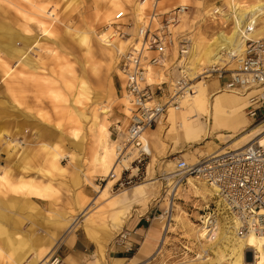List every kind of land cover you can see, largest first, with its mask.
I'll list each match as a JSON object with an SVG mask.
<instances>
[{"label":"bare ground","instance_id":"6f19581e","mask_svg":"<svg viewBox=\"0 0 264 264\" xmlns=\"http://www.w3.org/2000/svg\"><path fill=\"white\" fill-rule=\"evenodd\" d=\"M148 1L149 0L96 1L95 5L98 6L96 16L102 21V24L105 25L106 30H110L112 24L110 16L112 15V12L116 9L117 11L114 13L116 14L122 11L124 7L131 6L134 15L137 17L136 20L140 23L144 21L140 15L142 14L141 12L144 11L145 4H147ZM226 1H228L227 6L221 3L217 6L218 8H211L212 11L209 12L208 15L211 17H217L214 13L215 9H218L217 11L220 12L224 8H229V15H226L225 13L220 14L222 20L218 21V24L220 29H225L229 22L232 23V26L228 32L222 30L218 31L212 39H207L203 35H200L198 30L191 39L188 37L190 41V49L188 51L189 54L186 57L187 61L186 58L183 59L185 64H183L184 68L180 70L181 73L192 75L193 73L196 74L198 72L197 74H201V77L204 78L205 75H203V73L208 69L210 71V68H213L214 65L227 62V58H223V56L229 57L230 53H242L245 51L246 41L261 38V36L264 35V0H255L248 4H242L239 0ZM156 3L155 11L161 14L178 6L186 7L179 17L178 26H184L188 21L192 20L190 19V8L194 6L200 7V4L194 3L193 5L190 0H158ZM171 4L174 5L172 9L169 8V5ZM5 14L13 15L16 22L19 23L22 31L15 28L13 29L10 25L0 21V53H3L8 57H15L20 68L14 71L5 60L0 59L1 81H4L6 78L15 79V77H21L23 75L31 77L39 73V70L43 71L41 66L45 64L42 62L41 56L36 54V52L42 41H52L56 38L52 30V21L55 20L52 9L49 10L47 7L38 4L36 0H0V15L3 16ZM261 22L262 27L257 28V25ZM30 24H34L40 30L42 33L41 37L33 35L32 30L29 28ZM64 32L71 35L70 38H72L71 40L73 42H81L84 44L85 57L84 61L81 63V75L74 74L72 68L66 62L65 55L47 47L45 49L46 56H50V58L54 60L53 65L49 68V72L55 77L52 78V80L49 78H42V80L46 85L50 82L58 83L56 88H48L49 96L53 102L55 101V112L59 113L60 118H64L68 121L67 126L70 130V134H65L60 122L50 124L45 121L46 118H44L43 114L39 113L33 115L32 120L37 121V123L41 125L42 131L40 135L47 134L48 130L46 126L50 124L57 130L55 137L58 139L50 143L41 139L33 143H28L27 147H23V149L17 152L15 156L18 148L17 143H11L9 139H7V134H2L0 132V140H2L7 159L10 160L11 157L15 156L17 161L16 166L20 167L21 165L20 170H18L16 175L13 176L6 164H0V191L1 189H5L12 194V198L9 201H3L4 205L10 206L19 205L20 202L26 204L29 202L30 198L50 199L52 193L56 191L52 184L53 175L64 173V167L60 164L61 157L64 155L66 157L68 156L70 158L69 161H72L74 157L69 151H67V153L64 152L63 154L60 152L61 149L66 148V140L70 149L75 147L78 150H82L85 145L90 144L92 148L91 152L93 153L91 159L92 168L99 172L101 171L102 175L106 178L110 173H113L114 177H117L107 179L104 187L101 188L96 184L91 183V185L98 189L100 200L109 202L107 209L101 210L95 217L87 218L88 220L85 223V225L89 227L86 230L90 238H92L91 235L98 227V229L103 231L106 236L104 242L98 244L97 254L94 255L91 263L103 264L105 260L103 248L106 240L111 238V234L114 233V231L119 230L120 234H125V232H127L123 224L126 213L129 212L132 204H139L142 211L148 209L146 202L150 196L151 188L155 186V180L150 177L147 180L136 182L128 188L118 189L117 191L112 192L111 185L114 184L123 170L130 169L127 162L133 158L134 154L132 156H127V158H125L126 156L122 159L117 158V153H115L117 139L115 141L111 138L109 128L112 124L121 121V124H117L119 131L118 140L122 137L128 123L126 116L128 115L130 103H128L125 96L115 95V88L110 84V81L109 87L111 98L105 101V94L102 88L93 90L89 87L85 80L86 72L83 71L85 67H89L90 71L94 73L93 77L97 82L102 76L103 78L104 76H110L112 70L119 73L117 62L120 53L124 52L126 49V41L124 40V42L121 38H116L111 44L103 43V45H99L95 42L96 39L94 38L93 28L73 33L68 27H66ZM100 36L103 38H101V40H105V32ZM15 39L22 40L24 43L23 46L16 47ZM58 39L59 43H63L61 38ZM26 45L27 47L25 48ZM32 47H35V51H31ZM97 53L102 57L103 69L100 71L97 68V62L95 61ZM35 54L37 56H35ZM177 64H182V60H179ZM118 75L122 77L121 74ZM147 76L148 80L153 79L150 73H148ZM157 78L159 81L168 79L164 74L157 75ZM32 82L36 83V81ZM15 84L14 81L12 83L6 82V87L9 90H12ZM38 86L42 87L41 84ZM61 88L68 92L67 97L62 96V93L58 92ZM259 91L258 88L254 87L246 89L243 92H233L231 90L226 91L218 86L216 79H213L212 81H197L196 89L181 100V105L178 109L169 107L167 111V119L160 122L155 128L149 130L147 133L145 132L146 134L144 133L148 136L147 138H144V143L148 148V156H150L149 162L146 166L148 174L152 171V166L157 161L158 157L162 155V150H165V148L169 146V143L171 144V150H174L175 152H177L176 148L180 149V145L185 142L191 145L198 144L204 140V137L212 134V131L216 127L215 124H227V127L220 126V128L217 129L218 136H222L223 139L226 140L228 139L225 143L233 138L236 139H234L229 148L220 146L224 143L206 141L205 144H208V146L205 147L207 148L206 151L198 149L199 156H203L202 158L226 150L242 149L248 146L252 141L264 142V128H261V126L250 128L247 122V117L245 116L246 109L251 104L248 98L256 95ZM84 97L88 100V103L83 105L81 104V100ZM57 102H61L62 105ZM115 105H119V111L124 114V117L121 120L115 119V122H113L109 120V116ZM29 115L30 112H28L27 116ZM81 130L83 131L82 141H76V136ZM167 133L170 135L169 143L168 138H166ZM182 136L184 137L181 142ZM35 138H37V135H35ZM33 146H38L39 149L44 151V155H46V167H38L36 168V171L41 173V175L48 176L50 178L49 180H41L38 177V174L30 175L27 167L25 168L22 165L23 160L31 156L27 151H30ZM195 149L189 150V148H186L185 152H183L184 154L182 153L183 155H186V159L190 163L199 161L197 158L193 157L195 151H197ZM82 175L86 178V174ZM169 177L171 176H166V178ZM169 184L171 185V182H169ZM187 184H189L194 198H199V200L209 203L211 200V192L204 183L195 181L192 177H188ZM18 196H21V198ZM207 204H205V206ZM173 208L174 202L168 200L167 216L165 217L164 214H159L152 218L150 226L145 229L146 238L137 247L134 256L124 258L121 256L110 255L113 263H118L119 261L124 260L133 261L135 258L141 257H146V259L142 261L144 264L151 263L152 260L160 254L161 250L159 243L164 238V234L160 232V228L162 226L163 231H165L172 224ZM108 215H110V218L112 219L111 223L106 222V217ZM76 218L77 217L71 218L69 224L71 229L78 224ZM10 219L11 217L8 214L3 210H0V230L2 228V221ZM224 224L225 223H222V225L217 226L215 235L212 238L211 235L204 233L202 224L199 226L191 220H184L183 225L185 226L186 232L199 252L197 253L196 251V257L185 255L179 259V262L169 264H199L194 261L196 259L201 260L202 258H204L202 261H205V264H221L223 261L227 262V264H248L251 262H253V264H264V236L251 233L248 236L237 237L235 232L228 230L229 226ZM216 237L217 239H215ZM71 242L72 239L70 240V243ZM129 242L130 239L125 241L126 246ZM155 242H158V244H156L153 253L147 255L149 246L154 245ZM185 249L190 252L193 250L186 247ZM250 250H252V257L249 261L246 258V252H250ZM209 253H211V256H208ZM50 255L51 250H43L38 255H34L32 260L25 264H33L38 261L41 262L40 264H47ZM206 256L208 257L205 258ZM9 259H11V257ZM19 262L20 260L16 261V259H13L12 264H18ZM55 262L56 261H53L50 264H54ZM140 263L141 261H137L135 264Z\"/></svg>","mask_w":264,"mask_h":264},{"label":"rangeland","instance_id":"374dc122","mask_svg":"<svg viewBox=\"0 0 264 264\" xmlns=\"http://www.w3.org/2000/svg\"><path fill=\"white\" fill-rule=\"evenodd\" d=\"M36 1L38 4L47 7V9H52L55 17V20L52 21V30L56 38H54L52 41H42L38 47V51L36 52V54L41 56V60L45 64L41 66V69H43V71L39 70V73L31 77L28 75H23L21 77H15V79L6 78L4 81H1L0 73V132L2 134H7L8 138H6L9 139L11 143H17L18 148L15 156L17 152L23 149V147L26 148L28 143L36 142L39 139L47 143L56 141L58 139L55 137L57 134V130L54 129L50 124H56L60 122V124H62L61 127L65 131V134H70V130L67 126L68 121L64 118H60L59 113L55 112V101L53 102L49 96L48 88H56L58 86V83L50 82L48 85H46L42 80V78H49L52 80V78L55 77L49 72V68L53 65L54 60H52L50 56H46L47 54L45 53V49L47 47H50L56 52L65 55L67 60L66 62L70 65L74 74L81 75V63L84 61L85 57L84 44L81 42H73L71 40L72 38H70L71 35L66 34L64 32V29L68 27L71 32L76 33L80 31L82 32L83 30H87L89 28H93L94 38L96 39L95 42H97V44L99 45H103L104 43L103 40H101L102 36L100 35L104 32L106 35L111 32V29L106 30L105 25H103L102 21H100V19H98L96 16L98 12V6L95 5V2L100 0ZM239 1L242 4H248L255 0ZM152 2L153 0H149L147 4H145L144 11L141 12L142 14L140 15V17H143L144 20L147 19V15L152 10ZM190 2H192L193 5L194 3L200 4V7L194 6L190 8L189 13L190 19H192L191 21H188L184 26L176 25L175 27L171 28L174 36H179V34H186L187 37H190L191 39L198 30L200 35H203L207 39H212V37H214L220 30L228 32V30L232 26L231 22L228 23V26L225 29H220L218 21L222 20V18L220 16L211 17L210 15H208V13L212 11L211 8H215L221 3L227 6L228 1L190 0ZM174 5H169V8L172 9ZM116 11L117 10L115 9L112 12L110 21L112 20V17L114 16V13ZM122 11L126 16L120 21L128 23L130 22L132 25L130 31H133V29L136 28L139 23L138 20H136L137 17L134 15L132 7L126 6ZM0 21L10 25L13 29L15 28L19 31H22L19 23L16 22V19L13 15H0ZM261 27L262 22L257 25V28ZM29 28L32 30L33 35L41 37L42 33L34 24H30ZM58 38H61L64 44L61 42L59 43ZM261 38H263L264 40V35H262ZM15 40L16 47L23 46L24 43L22 40ZM121 40L124 41V39L122 38ZM128 44L129 42L126 41V48ZM26 47L27 45L25 46V48ZM33 50L35 51V47H32L31 51ZM36 54L35 56H37ZM223 58H225V56H223ZM0 59L5 60L6 63L11 66L12 69H14V71L20 68V65L18 64V61L15 57H8L7 55L0 53ZM101 59V55L97 53L95 61L97 62V68L99 69V71L103 69V63ZM83 71L86 72L85 80L86 83H88L89 87H91L93 90L102 88L106 97H104L105 101L111 98L109 81L110 84H112V86L115 88L116 96H125L124 89H122V87L120 86L121 77H118L117 71L112 70L110 76H104V78L102 76L98 82L93 77L94 73L90 71L89 67H85ZM157 73L159 75L165 74L161 71ZM197 73L188 75V79H194L198 75ZM166 74V77H168V79L164 80L165 83L163 88L170 89L171 87L169 83L174 82V79L179 76V72H177L176 68H170ZM153 77L154 79L158 80L156 76ZM213 79H215L214 76L208 78L197 76L195 80L191 81V84L195 85L196 89L197 81H212ZM31 80L36 81V83L32 82ZM13 81L16 84L13 86L12 90H9L6 87V82L12 83ZM40 84L42 87L38 86ZM217 84L220 87L218 81ZM58 92L62 93V96L67 97L68 92L64 91L62 88L58 90ZM81 102V104L84 105L88 103V100L84 97L82 98ZM57 103L62 105L61 102ZM119 108V105H115V107L112 108L109 120L115 122V119L121 120L124 117V114L119 111ZM28 112H30L29 116H27ZM39 113L43 114L44 118H46L45 121L50 123L46 126L48 131L47 134L44 135H40L42 131L41 125H39L37 121L32 120L33 115H37ZM245 116L247 117V122L250 128L255 126H261V128H264V117H257L253 119L249 115ZM117 124H121V121L112 124L109 129L111 138L115 141L117 139L118 142L119 131ZM215 126L216 127L212 131V134L204 137L203 141L195 145H191L185 142L180 145V149L176 148L177 152L171 150V144L169 143L170 135L167 133L166 138H168L169 146H167L165 150H162L163 153L153 164V169L150 174H148L146 168L150 156L146 158L145 163L141 167L143 177L137 182L147 180L150 177L155 180V186L151 188L150 196L146 202L148 205V209L142 211L139 204L134 203L131 205L129 212L126 213L123 224L125 230H127L129 234L128 239H130V242L126 246V248L130 245L131 250L128 252L124 250V246L126 245L125 243L124 245H119L118 247L113 246L114 240L117 239L120 234L119 230L114 231V233L111 234V238L106 240V243L104 245L103 252L105 260L103 264H135L137 261H141L140 264H144V262L142 261L146 259V257L135 258V260L133 261L124 260L119 261L118 263H113L110 255H115L118 257L121 256L124 258L134 256L137 247L143 240H145L146 234L145 231L139 233V236L136 237L135 240H133L134 237L130 235V229L126 228L127 223L137 216L148 217L150 223L154 216H158L159 214H161V211L167 209L168 200L174 202V208L172 210V224L170 225V227H168L167 230L163 232L161 226L160 232L164 234V238L159 243L161 250L160 254H158L156 258L148 264L175 263L179 262V259L184 257L185 255L196 257V251L198 249H196V246L193 245V241L189 238L185 226L183 225V221L191 220L192 222L200 226V211L202 207L205 206V204H207L208 202L205 203L204 201L199 200V198H194L191 193L189 184L186 185V188L183 189V191L179 190L177 194H171L170 190L172 188V184L170 185L169 182L173 180V177L166 178V176H172L176 174V160L184 159L187 163H190L186 159V155H183V152H185L186 148H189V150H194L196 148L195 150L197 151H195L193 157L199 160L203 156H199L198 151H206L207 148L205 147L208 146V144H205L206 141H212L214 143H224L220 146H225L227 148L230 147L231 143L236 138H233L225 143V141H227L228 139H223V137L218 136L217 133V129L220 128V126L227 127V124H215ZM148 131H146V133ZM145 134H143L144 138H147L148 136ZM35 135H37V138H35ZM76 137V141H82L83 131H79ZM183 137L184 136L181 137V142L183 141ZM67 151L71 152V154L74 155L73 160L69 161L70 158L68 156L66 157L65 155L61 157L60 164H62V166L64 167V173L53 175L52 184L53 187H55L56 191L52 193L50 199L30 198L29 202L26 204L20 202L19 205L21 206L4 205L3 201H9L12 198V194L5 189H1L0 210H3L6 214H8L11 219L2 221V228L0 230V264H12L13 259H16V261L20 260L18 264H25L26 262L31 261L34 255H38L43 250H51V255L47 264L52 263L56 258V261L58 262H55L54 264L92 263L94 255L97 254L98 244L103 243L106 236L104 235L103 231L98 229V227L91 235L92 238H90L86 230L89 227H87L85 223L88 220L87 218L95 217L101 210L107 209L109 202L100 200L98 189H96L95 186L91 185V183L96 184L99 188H101L104 187L107 179H113L117 177H112V173H110L106 178L102 175L101 171L99 172L98 170H94L92 168L91 159L93 153L91 152L92 148L90 144L85 145L82 150H78L75 147H72L70 149L66 140V148L61 149L60 152L63 154L64 152L67 153ZM27 152L31 156L27 159H24L22 165L25 168L27 167V170H29L28 172H30L29 174H38V177L43 181L49 180L50 178L48 176L41 175V173L36 171V168L38 167H46V155H44V151L39 149L38 146H33V148H31L30 151ZM15 156L11 157L10 160L7 159V154L4 151L2 140H0V164H6L9 167L10 172H12L13 176H15L17 171L21 168V165L20 167L16 166L17 161ZM128 161L129 162H127V165L129 166V163L132 161V159ZM129 168L130 169H128L126 175H133L135 171L133 169V166H129ZM82 174H86V178L85 176L83 177ZM116 182L117 180L114 182V184L111 185L112 192L117 191L118 189L120 190L128 188L136 183L133 182V184L118 188ZM18 197L21 198V196ZM21 201L23 202L22 199ZM73 217H77L76 220L78 224H76L75 227L71 229L69 227V224L71 222V218ZM106 222H112L110 215L106 217ZM71 239L72 242L70 243ZM156 244H158V242H155L154 245L149 246L147 255H151L153 253ZM185 247L191 248L193 250L191 252L187 251ZM116 250L120 252L118 253L116 252ZM198 252L199 251H197V253ZM9 255L11 259H9ZM246 255V258L250 261L252 257V250H250V252H246ZM208 256H211V253H209ZM208 256H206L205 258H207ZM202 259H196L194 262L205 264L206 262L202 261ZM40 263L41 262L38 261L33 264ZM221 264H227V262L223 261L221 262ZM248 264H253V262Z\"/></svg>","mask_w":264,"mask_h":264},{"label":"built area","instance_id":"2783aa9c","mask_svg":"<svg viewBox=\"0 0 264 264\" xmlns=\"http://www.w3.org/2000/svg\"><path fill=\"white\" fill-rule=\"evenodd\" d=\"M157 1L153 0L147 19L142 17L144 21L133 31H130V22L120 21L126 16L125 13L120 11L114 14L111 32L103 40L107 44L113 43L116 38L129 42L117 62L118 74L122 75L120 86L130 105L126 116L128 123L116 143L115 153L118 159L134 154L129 166H133L135 171L133 175H126L128 169L123 170L116 182L118 188L143 177L141 167L149 157L143 134L167 119L169 107L178 109L181 100L195 90L191 81L201 76L198 74L191 80L188 79L189 74L180 72L185 64L183 59L189 54L190 41L186 34L174 36L171 28L178 24L186 7L178 6L161 14L155 11ZM217 10H214L217 16L224 13L229 15L230 12L229 8L220 12ZM225 58L227 62L214 65L210 71L208 69L203 73L204 78L214 76L220 88L226 91L243 92L252 87L258 88L260 92L248 98L251 104L246 109V115L253 119L263 118V38L246 41L245 51L230 53ZM179 60H182V64L178 65ZM170 68H176L179 76L169 83L170 89H165V81L156 80L153 76L157 77L159 71L166 76ZM148 73L152 75V80L147 79ZM175 167L176 174L171 176V192L174 190V195L186 188L188 177L206 184L211 192V201L200 211L204 233L213 238L217 226L225 223L237 237L251 233L264 236V142L252 141L242 149L215 153L191 164L184 159L176 160ZM111 176L114 177L113 173ZM161 214L166 217L168 207ZM128 238V232L119 234L113 246L124 245ZM124 247L126 252L131 250L130 245Z\"/></svg>","mask_w":264,"mask_h":264},{"label":"crops","instance_id":"0c3cea01","mask_svg":"<svg viewBox=\"0 0 264 264\" xmlns=\"http://www.w3.org/2000/svg\"><path fill=\"white\" fill-rule=\"evenodd\" d=\"M151 223V222H150ZM149 223V218L146 216H140V217H134V219L130 220L127 223V229L129 228L131 231V234L134 238L133 240H135L136 237L139 236V233H142L145 231L146 228H148L150 226ZM133 232V234H132ZM116 252H120L118 250H116Z\"/></svg>","mask_w":264,"mask_h":264}]
</instances>
